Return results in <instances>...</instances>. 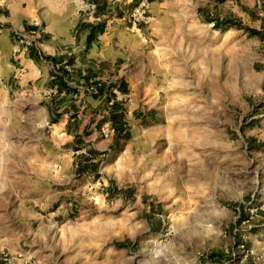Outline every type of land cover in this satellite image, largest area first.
<instances>
[{
	"label": "rangeland",
	"instance_id": "1",
	"mask_svg": "<svg viewBox=\"0 0 264 264\" xmlns=\"http://www.w3.org/2000/svg\"><path fill=\"white\" fill-rule=\"evenodd\" d=\"M148 13L126 18L142 48L115 70L132 132L119 145L91 93L76 151L50 123L51 87L22 69L0 85V264H264V0ZM90 148L99 175L76 170Z\"/></svg>",
	"mask_w": 264,
	"mask_h": 264
},
{
	"label": "crops",
	"instance_id": "2",
	"mask_svg": "<svg viewBox=\"0 0 264 264\" xmlns=\"http://www.w3.org/2000/svg\"><path fill=\"white\" fill-rule=\"evenodd\" d=\"M107 2L109 10L103 15L107 20L105 31L88 45L90 29L81 24L84 21L96 22L101 17L95 13L89 16L82 0H0V85H11L17 77V70L22 69L19 73L21 80L51 87L54 73H62L60 67L68 71L65 79L74 86L96 83L94 79L107 83L127 82L126 77L121 73L116 75L115 70L121 71V60L127 53L134 54L142 48L141 34L130 32L126 26V14L136 5V0ZM36 28L43 31V36L35 43L37 56L32 57L30 49L19 41L17 33ZM90 72L96 76L88 81L86 75ZM84 97L81 91H63L58 96L59 111L66 112L53 124L63 123L68 134L78 133L80 127L76 129L75 122L70 125V131L67 126L75 112L72 103L78 107L77 99ZM87 98L94 101L96 107L102 105L101 100L94 96ZM48 102L45 105L51 119ZM87 107L77 110L78 118Z\"/></svg>",
	"mask_w": 264,
	"mask_h": 264
},
{
	"label": "trees",
	"instance_id": "3",
	"mask_svg": "<svg viewBox=\"0 0 264 264\" xmlns=\"http://www.w3.org/2000/svg\"><path fill=\"white\" fill-rule=\"evenodd\" d=\"M92 2L97 4L95 15L97 17L100 16L101 19H99L96 22L84 21L81 24L82 27L85 26V27H89L90 29L88 45H90L93 42V40L97 39L98 36L105 31L107 20L104 19L103 15H106L107 11L109 10L107 0H92ZM139 2L140 0H136V5ZM120 15H121V12H120ZM224 22H226V20H224ZM235 25L238 26V23H235ZM239 26L243 27L241 23L239 24ZM247 29L250 30L253 34L263 36V31L261 29H256L252 27H247ZM29 49H30L31 56L36 57L38 51L35 48V43L31 44L29 46ZM60 70L62 72L61 74H59L58 72L54 73V84H53V85H58L59 93L53 96L51 101L47 103L49 110L51 111L50 122L52 124L58 122L62 114L66 112V110L59 111V101L60 100L58 96H60V94L63 91L74 92V93H78L79 91L76 85L75 86L71 85L68 82V80L65 79V76L68 74V71L65 70L63 67H60ZM94 76L96 75L90 72L89 74L86 75V79L90 81ZM94 82H96L98 86V92L91 93V94L95 98L100 99L102 102V105L107 110V113L104 115L102 119V123H105L107 121L110 122L114 130L115 144L119 145L122 142L129 140L132 137V132L129 126V122L127 120V109L125 106V100L124 98H118V94L116 93L115 89H118V91H120L122 94H127L129 90L128 83L124 80H122L120 83H116V82L107 83V82L95 80V79H94ZM72 109H74L75 112L71 114L70 119H69V123L67 126L69 131L71 130L70 125L73 122H75L76 129L79 127V124L77 122L78 120L77 105L72 103ZM85 134L86 135L90 134L88 131V126L85 129ZM73 145H75L76 151L81 150L85 145H87L85 144L82 134L76 133ZM100 153L101 152H99L97 149H93V148L89 149V153H78L77 160H76L77 172L83 173V172L91 171L95 173L96 175H99L101 161L100 159H97L96 156H98Z\"/></svg>",
	"mask_w": 264,
	"mask_h": 264
},
{
	"label": "built area",
	"instance_id": "4",
	"mask_svg": "<svg viewBox=\"0 0 264 264\" xmlns=\"http://www.w3.org/2000/svg\"><path fill=\"white\" fill-rule=\"evenodd\" d=\"M84 4V10L88 13L89 16L93 15L97 9V4L89 1V0H82ZM150 0H141L135 7L130 9L129 13L126 14V18L132 21L133 25H136L141 22H148L150 19V15L148 13ZM19 41L25 46V48H29V46L33 43L39 42V40L43 36V31L39 28L26 31V32H18ZM81 92H89V93H97L98 86L96 83H92L89 85L84 84H77L76 85ZM116 93L118 94V98H122L119 95L118 89H115ZM52 96H55L59 93L58 85H53L50 88ZM121 93V92H120ZM101 131L108 134L109 132H114L111 124L109 121L105 122L102 125Z\"/></svg>",
	"mask_w": 264,
	"mask_h": 264
}]
</instances>
